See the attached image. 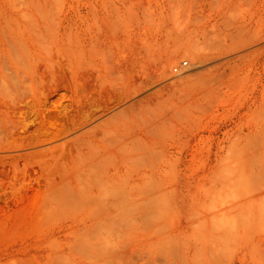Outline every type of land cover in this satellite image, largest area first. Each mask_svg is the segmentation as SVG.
<instances>
[{
    "label": "rangeland",
    "instance_id": "374dc122",
    "mask_svg": "<svg viewBox=\"0 0 264 264\" xmlns=\"http://www.w3.org/2000/svg\"><path fill=\"white\" fill-rule=\"evenodd\" d=\"M0 264H264V0H0Z\"/></svg>",
    "mask_w": 264,
    "mask_h": 264
},
{
    "label": "built area",
    "instance_id": "2783aa9c",
    "mask_svg": "<svg viewBox=\"0 0 264 264\" xmlns=\"http://www.w3.org/2000/svg\"><path fill=\"white\" fill-rule=\"evenodd\" d=\"M181 64H182V66H185V65H186V62H183V63H181ZM177 69H178V68H174L173 71L176 72Z\"/></svg>",
    "mask_w": 264,
    "mask_h": 264
}]
</instances>
